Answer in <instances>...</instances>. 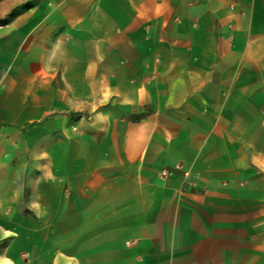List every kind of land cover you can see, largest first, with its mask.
<instances>
[{
	"label": "crops",
	"instance_id": "0c3cea01",
	"mask_svg": "<svg viewBox=\"0 0 264 264\" xmlns=\"http://www.w3.org/2000/svg\"><path fill=\"white\" fill-rule=\"evenodd\" d=\"M262 108L264 0H0V264H264Z\"/></svg>",
	"mask_w": 264,
	"mask_h": 264
},
{
	"label": "built area",
	"instance_id": "2783aa9c",
	"mask_svg": "<svg viewBox=\"0 0 264 264\" xmlns=\"http://www.w3.org/2000/svg\"><path fill=\"white\" fill-rule=\"evenodd\" d=\"M262 122H264V108L261 109ZM178 167H182V164H178ZM168 173V170L161 169V174L165 175Z\"/></svg>",
	"mask_w": 264,
	"mask_h": 264
}]
</instances>
